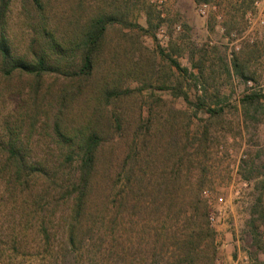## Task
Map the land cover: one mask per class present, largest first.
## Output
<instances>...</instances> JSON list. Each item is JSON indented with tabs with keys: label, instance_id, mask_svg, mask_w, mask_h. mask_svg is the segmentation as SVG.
<instances>
[{
	"label": "rangeland",
	"instance_id": "rangeland-1",
	"mask_svg": "<svg viewBox=\"0 0 264 264\" xmlns=\"http://www.w3.org/2000/svg\"><path fill=\"white\" fill-rule=\"evenodd\" d=\"M9 1L18 52L45 24L65 33L104 16L108 30L66 99L79 58L39 89L0 75V139L17 128L31 157L52 159L61 111L72 127L93 121L105 156L75 243L66 189L19 183L0 162V264H264V0Z\"/></svg>",
	"mask_w": 264,
	"mask_h": 264
},
{
	"label": "trees",
	"instance_id": "trees-1",
	"mask_svg": "<svg viewBox=\"0 0 264 264\" xmlns=\"http://www.w3.org/2000/svg\"><path fill=\"white\" fill-rule=\"evenodd\" d=\"M36 1L41 7V2ZM9 6V0H0V75L8 81L16 80V76L31 77L38 88L46 81L47 75L64 72L62 70L64 67L69 68L70 71L72 63L70 59L79 58L75 71L66 73L70 76L73 74V78L70 79L72 81L69 80L71 83L61 90V94L66 99L69 90L74 89L76 85L78 88L85 86L83 84L88 82L95 72L98 53L104 46L103 40L108 30L106 17H92L82 26L76 22L74 24L78 27L71 24L65 33L45 24L41 31L30 40L25 50L18 52L7 28ZM173 64L182 71L178 63ZM101 91L104 96L106 91ZM114 93L112 91L107 95L112 97ZM261 98V95L252 93L243 99V103L251 105L259 102ZM60 112L55 113L53 124H51L52 133L49 135L51 142L56 145V149L50 151L52 159L35 160L29 154L22 131H18L17 128H8L7 134L0 139V162L3 165L2 170H7L19 183L28 184L32 178L38 177L51 182L57 188L66 189L65 194L71 196L73 203L69 232L72 243H75V230L81 226L87 210L91 208L92 196L99 186L97 180L100 176L101 162L105 156L104 139L98 129L93 126V121L72 127ZM64 163H68L70 167L77 163L75 174L72 170L67 171ZM59 174L61 177H58ZM134 176L135 171L132 168V190L137 183L139 185V182L144 181V179L137 180ZM126 178L130 181L131 176L127 175ZM57 180L62 184H59ZM129 186H127L128 189ZM206 218L210 222L208 214ZM208 224L211 225V223ZM209 232H211L210 229ZM201 233L208 235L204 230ZM180 249L183 253L189 251L184 243ZM198 257H200L199 253Z\"/></svg>",
	"mask_w": 264,
	"mask_h": 264
},
{
	"label": "built area",
	"instance_id": "built-area-1",
	"mask_svg": "<svg viewBox=\"0 0 264 264\" xmlns=\"http://www.w3.org/2000/svg\"><path fill=\"white\" fill-rule=\"evenodd\" d=\"M205 6H206V5H205ZM206 7H207V6H206ZM204 196H205L207 199L211 200L212 195H211V193H210L209 191H205V192H204ZM219 201L222 202V199H219ZM209 219H210V223H211V225H214V224L217 222V214H215V213H211L210 216H209Z\"/></svg>",
	"mask_w": 264,
	"mask_h": 264
}]
</instances>
